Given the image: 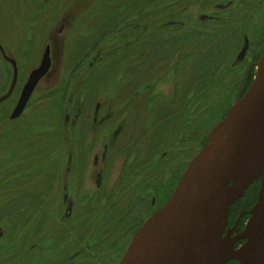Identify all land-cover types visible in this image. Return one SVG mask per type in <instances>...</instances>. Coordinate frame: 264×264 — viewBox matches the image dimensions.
Masks as SVG:
<instances>
[{
	"label": "rangeland",
	"instance_id": "obj_1",
	"mask_svg": "<svg viewBox=\"0 0 264 264\" xmlns=\"http://www.w3.org/2000/svg\"><path fill=\"white\" fill-rule=\"evenodd\" d=\"M263 51V0H0V264H120Z\"/></svg>",
	"mask_w": 264,
	"mask_h": 264
},
{
	"label": "water",
	"instance_id": "obj_2",
	"mask_svg": "<svg viewBox=\"0 0 264 264\" xmlns=\"http://www.w3.org/2000/svg\"><path fill=\"white\" fill-rule=\"evenodd\" d=\"M248 46L246 43L241 58ZM52 65L48 45L10 120L23 115ZM228 121L224 143L209 157L208 145L195 157L169 202L138 231L120 264H264V51L253 83L217 131ZM259 179L261 189L245 231L228 240L224 234L232 206ZM241 239L247 242L235 250Z\"/></svg>",
	"mask_w": 264,
	"mask_h": 264
},
{
	"label": "flooded vegetation",
	"instance_id": "obj_3",
	"mask_svg": "<svg viewBox=\"0 0 264 264\" xmlns=\"http://www.w3.org/2000/svg\"><path fill=\"white\" fill-rule=\"evenodd\" d=\"M51 56H52V46H51ZM52 62H53V59H52ZM76 121L77 119L74 120V122ZM255 183L258 184V190H257V194L255 195L256 199L254 200V204L251 207L244 208L241 205L238 206L240 202L238 201L235 205L232 206L230 210L229 223H228V227H227L226 234H225L228 240H234L238 238L245 231L246 225L248 221L250 220V218L252 217L251 211L253 210L255 204L257 203L258 195H259L261 185H262V182L260 179L257 180ZM246 242L247 240L245 239L238 240L235 245V250H239L242 246L245 245ZM227 264H241V263L238 261H230Z\"/></svg>",
	"mask_w": 264,
	"mask_h": 264
},
{
	"label": "bare ground",
	"instance_id": "obj_4",
	"mask_svg": "<svg viewBox=\"0 0 264 264\" xmlns=\"http://www.w3.org/2000/svg\"><path fill=\"white\" fill-rule=\"evenodd\" d=\"M229 123L230 122L228 121L227 124L222 129H219L212 136V141L214 142V144L211 145V148H210L211 150L208 153L207 157H209L210 155L215 153V151L224 143L226 135H227V131H228V128H229ZM122 190H124V189H122ZM204 262H206L205 259H204Z\"/></svg>",
	"mask_w": 264,
	"mask_h": 264
},
{
	"label": "trees",
	"instance_id": "obj_5",
	"mask_svg": "<svg viewBox=\"0 0 264 264\" xmlns=\"http://www.w3.org/2000/svg\"><path fill=\"white\" fill-rule=\"evenodd\" d=\"M148 180H149L148 178L145 179V181L142 182L143 185H142V184H141V185L144 186V185L148 182ZM123 184H125V183H123ZM126 185H127V184H126ZM126 185H123V186H122V184H121V187L123 188V187H125ZM141 185H140V186H141ZM140 186H139V187H140ZM121 190H122V189H121ZM124 190H126V191H124ZM124 190L121 191V193H122V192H124V194H125V193H134L133 191H135V190H133V189H131L132 191H129V190H130V186L126 187V189H124ZM119 193H120V191H119ZM122 194H123V193H122ZM122 194H120V196H122ZM124 194H123V196H124ZM108 220H110V219H107V221H108ZM107 221H106V222H107Z\"/></svg>",
	"mask_w": 264,
	"mask_h": 264
}]
</instances>
